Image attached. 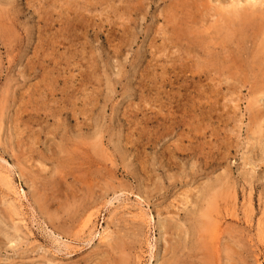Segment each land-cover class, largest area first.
Listing matches in <instances>:
<instances>
[{"label": "rangeland", "instance_id": "374dc122", "mask_svg": "<svg viewBox=\"0 0 264 264\" xmlns=\"http://www.w3.org/2000/svg\"><path fill=\"white\" fill-rule=\"evenodd\" d=\"M263 86L264 0H0V264H264Z\"/></svg>", "mask_w": 264, "mask_h": 264}, {"label": "bare ground", "instance_id": "6f19581e", "mask_svg": "<svg viewBox=\"0 0 264 264\" xmlns=\"http://www.w3.org/2000/svg\"><path fill=\"white\" fill-rule=\"evenodd\" d=\"M245 22H246V21H245ZM253 44H254V43H253ZM260 45H261V44H260ZM254 48H255V47H254ZM240 55H241V54H240ZM261 56H262V55H261ZM260 73H261V72H260ZM260 73H259V74H260ZM263 87H264V86H263ZM263 87H262V88H263ZM262 88H261V89H262ZM261 89H260V90H261ZM202 227H204V226H202ZM202 227H201V228H202ZM217 228H219V227H217ZM202 229H203V228H202ZM202 229H200V230L202 231Z\"/></svg>", "mask_w": 264, "mask_h": 264}]
</instances>
